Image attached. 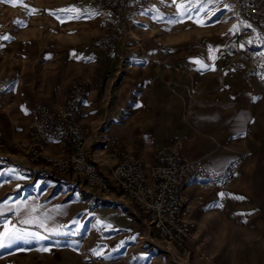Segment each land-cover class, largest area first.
<instances>
[{"label": "crops", "instance_id": "obj_1", "mask_svg": "<svg viewBox=\"0 0 264 264\" xmlns=\"http://www.w3.org/2000/svg\"><path fill=\"white\" fill-rule=\"evenodd\" d=\"M234 1L238 9V0ZM225 4L226 0H154L151 7L136 9L132 2H125L120 13L103 10L79 20L80 24L112 21L120 36L104 53L95 52L94 59L78 74L88 82L81 100V121L90 132L89 150L100 172L113 183L110 194L89 187L78 175H60L45 163H30L16 150V144L28 140L36 104L62 102L68 87L53 92L49 71L40 66L30 74L27 56L18 55L17 61L23 64L11 66L9 85L0 92V219L8 218L29 230L40 228V234L45 235L50 233L46 230L50 225L61 228L67 220L76 219V204L83 201L94 202L99 208L110 206L115 213L141 216L112 180L111 169L117 163L113 147L133 152L148 168L155 162L157 146L181 143L182 152L202 160L209 171L221 172L245 156L236 181L226 190L223 206L219 189L203 193L204 208L192 218L196 237L201 231L209 243L220 242L223 236L234 244L264 243V93L257 81L248 85L228 64L210 65L201 60L182 71L176 60L163 57V53L162 58L154 59L146 53L154 45L150 38L158 35L161 48L173 46L167 36L176 31L170 30L169 18L184 12L206 22L222 13ZM26 15L25 19L31 20L26 25L37 27L27 42L36 43L42 56L50 48L44 39L50 14ZM213 27H197V33L212 35ZM91 48L96 51L98 46L82 49ZM71 150L69 144L52 145L47 152L68 155ZM187 192L194 194L198 189L190 185ZM67 206L73 212L68 219ZM26 220L29 223H23ZM247 227L257 228L250 239L241 236Z\"/></svg>", "mask_w": 264, "mask_h": 264}, {"label": "rangeland", "instance_id": "obj_2", "mask_svg": "<svg viewBox=\"0 0 264 264\" xmlns=\"http://www.w3.org/2000/svg\"><path fill=\"white\" fill-rule=\"evenodd\" d=\"M83 1L23 0L27 7H22L20 0H15L17 6L13 7L0 0V37H8L0 38V92L9 85L11 66L23 64L17 61L18 55L27 56L26 70L30 74L40 66L49 71L53 92H59L65 86H68V90L72 82L85 80L78 77V74L84 71L90 59H94L95 52H105L100 49V44L107 28L112 26L117 32V41L111 47L119 42L120 36L116 27L111 24L112 21L80 24V19L96 13H81L78 3ZM73 6L77 9L76 12L57 11ZM30 9L49 14L55 12V15L50 14L45 26L44 39H47L50 48L42 56L36 43L27 42V38L31 39L37 30L36 26L26 25L31 21L25 19ZM111 12L120 13L114 10ZM77 15L78 19L73 18ZM186 15L187 13L179 12L167 20L170 30L176 31L175 35L167 36L173 46L161 48V36L158 35L155 39L151 37L150 43L154 45L149 46L146 51L147 57L162 58L163 53V57L176 60L182 71L197 66L190 62L195 60L217 66L228 64L230 68L238 46V28H248L239 17L236 2L226 0L224 11L206 22L204 19H191ZM209 24L214 26V34L197 33V27ZM230 35L232 38L224 46ZM95 44L98 46L96 51H93L94 47L82 49L83 46ZM154 79L148 85L151 86ZM111 209L110 206L99 208L94 202L83 201L80 205L76 204V219L70 222L67 220V225L61 228L50 225L46 228L50 233L45 235L40 234V228H33L32 231L15 226L8 218L0 219V242L5 245L0 247V264H97L101 258L110 257L122 258V264L134 261L139 264H264V243L244 241L234 244L225 236L220 242L209 243L208 238L199 231L198 237L184 246H171L143 216L133 213L127 216ZM65 213L67 219L69 214L73 215L68 206ZM51 218L53 219L52 215ZM5 225L8 226V231L15 228L25 235L9 243L4 239ZM256 233V227H247L241 236L250 239V235Z\"/></svg>", "mask_w": 264, "mask_h": 264}, {"label": "built area", "instance_id": "obj_3", "mask_svg": "<svg viewBox=\"0 0 264 264\" xmlns=\"http://www.w3.org/2000/svg\"><path fill=\"white\" fill-rule=\"evenodd\" d=\"M125 2L136 9L151 7L154 0H84L78 3L81 13L102 10L120 12ZM239 17L248 28L239 26L237 50L230 68L248 85L255 79L264 93V0H238ZM117 41L114 27H108L100 49L106 51ZM88 82L70 84L62 102H38L33 110L28 140L16 144V149L33 164L45 163L60 175H78L81 182L103 194L113 192V183L104 176L89 150V130L83 125L82 98ZM72 147L68 155H50L52 145ZM112 157L117 161L111 177L121 192L130 198L140 215L171 246L182 247L196 239L193 215L204 208V192L219 189L221 206L226 202V190L236 181L245 156L230 162L221 172L209 171L202 160L191 159L182 152V144L159 145L155 162L145 167L133 152L114 146ZM190 185L198 192L188 194ZM120 257L101 258L97 264H122Z\"/></svg>", "mask_w": 264, "mask_h": 264}, {"label": "snow or ice", "instance_id": "obj_4", "mask_svg": "<svg viewBox=\"0 0 264 264\" xmlns=\"http://www.w3.org/2000/svg\"><path fill=\"white\" fill-rule=\"evenodd\" d=\"M4 3H10L13 7H16L17 4L15 2V0H3ZM20 6L22 7H27L26 5L23 4V0H20ZM36 10L35 9H30L28 11V14L31 15L33 12H35ZM57 11H66V12H76L77 9L73 6V7H70L68 9H60V10H57ZM50 14L52 15H55V12H51ZM59 19V17H57ZM73 18H76L78 19L79 16H75ZM17 23H19V21H17ZM0 38H4V39H7L8 37H0ZM193 63H201L199 60H195L193 61ZM205 68H207V65H204ZM237 199H244V197H236ZM23 223H29V221H23ZM8 226L5 225V233H4V239H6L9 243H11L12 241L14 240H17V239H21L25 233L21 232L19 229H15L13 228L11 231H8ZM32 235H38V234H32ZM39 238H43V237H39ZM5 245L0 242V247H4ZM45 251H47L48 249H43Z\"/></svg>", "mask_w": 264, "mask_h": 264}]
</instances>
